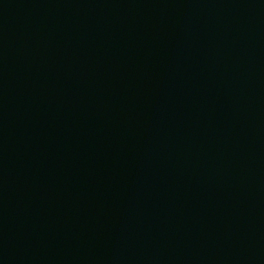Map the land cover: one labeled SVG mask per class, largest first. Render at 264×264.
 Returning <instances> with one entry per match:
<instances>
[{"label": "water", "instance_id": "1", "mask_svg": "<svg viewBox=\"0 0 264 264\" xmlns=\"http://www.w3.org/2000/svg\"><path fill=\"white\" fill-rule=\"evenodd\" d=\"M0 264H264V0H0Z\"/></svg>", "mask_w": 264, "mask_h": 264}]
</instances>
